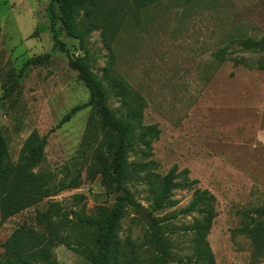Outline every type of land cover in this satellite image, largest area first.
<instances>
[{
    "label": "rangeland",
    "instance_id": "1",
    "mask_svg": "<svg viewBox=\"0 0 264 264\" xmlns=\"http://www.w3.org/2000/svg\"><path fill=\"white\" fill-rule=\"evenodd\" d=\"M49 1L0 0V136L12 166H18L33 131L46 137L44 159L34 173L51 175L55 185L78 177L79 187L44 198L6 222L0 219V258L17 228L46 233L37 215L56 205L71 222V248L57 247L56 261L91 264L93 230L76 226V215L101 221L122 193L110 180L105 131L93 107L58 127L71 109L88 104L89 92L69 61L83 55L78 40L61 24L65 52L54 48L48 31L32 36L49 25ZM138 1H101L105 28L99 24L85 41L91 71L107 88L116 116L126 113L128 101L141 105L137 127L160 132L150 156L143 157L138 146L128 162L149 164V173L161 177L175 168L177 183L197 184L173 191L170 205L160 211H153L148 186L125 185L151 222L127 208L118 231V264H151L155 253L147 226L155 220L170 245V264H198L189 229L201 215L184 212L198 189L215 199L206 236L213 264H264V228L251 235L246 229L249 218L264 226L257 214L264 213V70L256 68L264 48L250 53L242 47L246 40L264 41V0H152L145 6ZM47 53V62L21 73L29 59ZM242 60L251 68L236 65ZM107 78L123 87L109 89Z\"/></svg>",
    "mask_w": 264,
    "mask_h": 264
},
{
    "label": "trees",
    "instance_id": "2",
    "mask_svg": "<svg viewBox=\"0 0 264 264\" xmlns=\"http://www.w3.org/2000/svg\"><path fill=\"white\" fill-rule=\"evenodd\" d=\"M102 0H50L46 12L49 25L37 27L33 37L48 31L52 36L54 48L65 52V46L59 40L60 30L57 24H61L70 38L79 41V47L83 51L82 56L75 59L69 58L70 65L77 72L78 79L89 92L87 105L78 106L65 115L58 127L68 123L71 118L85 106H92L98 118L100 128L105 131L104 144L110 156L109 169L110 180L115 188L122 194L115 200L114 206L107 216L101 221L84 218L76 215V226L91 229L93 239L91 252L87 256L91 264H118L120 256V244L118 231L120 222L126 216L127 208L139 210L141 207L135 202L132 194L126 188L129 182H140L149 187L152 194L153 211H160L170 205V198L175 190L190 189L197 182L191 181L185 184L177 183L179 175L175 168L166 176L161 177L149 173V164L128 162V153L135 147H143V157L150 156L151 142L158 139L159 130L156 126L137 127L141 118V105H131L125 114L116 116L108 105V90L103 81L91 71V56L86 48L87 38L100 28H105L102 20ZM140 5L145 6L152 0H139ZM100 3V7H99ZM242 47L250 53H256L264 48V41L246 40ZM51 57V53L42 54L29 59L22 71L29 66H41ZM236 65L251 68L244 60ZM257 70H264V61L256 65ZM109 89L121 88L122 83L113 78H107ZM139 102H141L139 100ZM138 133L136 134V131ZM46 137H40L33 131L25 140L20 152L18 166H12L9 159L8 147L0 136V219L6 222L24 210L41 202L44 198L55 196L66 189H77L79 178L73 177L68 183L60 181L55 185L49 174L34 173L44 159ZM188 171L184 170L183 174ZM144 174V176H143ZM153 178V180H151ZM214 197L206 190H195L194 197L186 214L198 212L201 219L196 221L192 230L195 234L193 257L198 264H213V257L206 236L211 221L214 218ZM257 211L259 218H264V213ZM37 222L48 229L46 233H40L32 227H19L2 245L4 250L0 258V264H59L54 256V250L59 246L71 248L66 233L71 229L68 213L62 212L56 205L46 213L37 215ZM150 230L151 245L154 249V257L151 264H170V245L166 242L161 223L157 220L147 226ZM263 227L257 219L249 218L246 229L250 235ZM260 237H256L259 245ZM259 250V249H257Z\"/></svg>",
    "mask_w": 264,
    "mask_h": 264
},
{
    "label": "water",
    "instance_id": "3",
    "mask_svg": "<svg viewBox=\"0 0 264 264\" xmlns=\"http://www.w3.org/2000/svg\"><path fill=\"white\" fill-rule=\"evenodd\" d=\"M137 216L140 220L144 221L147 224H149L151 222L146 211L142 207L138 210Z\"/></svg>",
    "mask_w": 264,
    "mask_h": 264
}]
</instances>
